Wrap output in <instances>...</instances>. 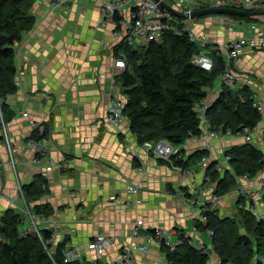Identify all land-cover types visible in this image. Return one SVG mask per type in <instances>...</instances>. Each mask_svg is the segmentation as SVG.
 Listing matches in <instances>:
<instances>
[{
	"label": "crops",
	"instance_id": "0c3cea01",
	"mask_svg": "<svg viewBox=\"0 0 264 264\" xmlns=\"http://www.w3.org/2000/svg\"><path fill=\"white\" fill-rule=\"evenodd\" d=\"M51 1L36 0L33 4L35 25L15 47L17 90L6 100L7 110L13 114L7 129L10 142L17 149L13 159L21 185L39 174L48 179V191L37 203L50 204L53 214L34 215L39 229L53 231L55 244L69 238L67 247L79 248L86 264L116 261L131 244L147 247V251L133 250L135 264L166 263L162 240L149 242L144 237L156 227L165 230L171 244H176L183 234L190 236L198 248L212 252L210 232L198 226L200 206L184 203L182 197L190 194L207 201L215 184H207V169L190 156L197 150H206L210 163L228 167L227 151L244 144V139H209L211 144L207 146L194 138L181 146L177 155L191 163L178 167L147 151L131 131L127 118L112 126L107 119V96L113 82L114 92L125 99L123 88L116 84L120 73L113 76L122 41L116 33L121 29L119 22L103 14L99 0H68L59 6ZM128 2L127 14L135 0ZM254 15V20L235 22L226 16L196 18L194 27L213 44H224L251 34H264V12ZM230 25L236 26L230 30ZM234 66V87L248 85L264 102V49L255 48ZM214 86L217 88L213 100L221 88L219 84ZM33 122L46 127L48 135L47 154L38 161L30 143ZM260 125H264V114ZM253 144L264 152L261 132L255 135ZM0 155V159L9 158L1 135ZM5 172L6 192L0 199V215L10 206L24 212L15 175L9 167ZM259 178H239L238 188H247L245 203L257 204L264 215ZM130 184L138 187L136 194L129 191ZM237 189L211 208L218 209L222 216H232V206L239 199ZM25 218L24 228L30 231L34 223ZM135 220L142 221L139 237L132 234ZM98 234L114 238L103 256L88 248ZM219 263L220 259L212 254V264Z\"/></svg>",
	"mask_w": 264,
	"mask_h": 264
},
{
	"label": "trees",
	"instance_id": "16d2710c",
	"mask_svg": "<svg viewBox=\"0 0 264 264\" xmlns=\"http://www.w3.org/2000/svg\"><path fill=\"white\" fill-rule=\"evenodd\" d=\"M35 1L0 0V103L4 123L13 116L7 110L6 100L17 90L15 47L24 33L35 25L32 11ZM115 19L119 21L120 16ZM118 47L117 57H125L128 64L116 76L123 80L124 116L139 141L144 144L166 140L180 147L190 138L201 135L204 128L198 106L209 96V89L219 84L226 69L224 58L213 52L211 71L195 65L192 59L199 46L186 34L167 33L160 42L150 41L136 47L123 40ZM219 86V96L207 112L212 129L239 132L263 121V113L254 106L250 86ZM2 123L0 118V127ZM47 137L44 127L41 133L34 130L30 139ZM203 156H208V151L197 150L190 159L196 162ZM227 156L230 158L228 167L222 172L216 168L217 162H211L207 168L209 180L216 183L214 193L222 197L238 188L239 178L256 176L264 168V152L253 143L233 147L227 151ZM170 162L178 167L191 163L177 155L172 156ZM23 189L27 198L35 203L34 215L52 216L50 204L37 203L48 191L45 175H37L33 181L24 184ZM262 200L264 202V189ZM237 202L239 206L234 216H222L211 205L202 211L207 221L199 219L198 226L210 234L214 231L211 234L213 253L198 248L190 236L182 234V243L174 250L162 243L167 264H211L212 254L220 259V264H264V215L247 210L244 196H239ZM24 215L15 206L7 207L0 215V264H86L82 259L66 262L69 238L55 244L51 230H41V235L27 231Z\"/></svg>",
	"mask_w": 264,
	"mask_h": 264
},
{
	"label": "built area",
	"instance_id": "2783aa9c",
	"mask_svg": "<svg viewBox=\"0 0 264 264\" xmlns=\"http://www.w3.org/2000/svg\"><path fill=\"white\" fill-rule=\"evenodd\" d=\"M68 0H52L51 4L54 6L65 5ZM184 13H190L194 10H199V8L205 7H231L235 9H240L244 11H260L264 12V0H163ZM101 10L106 17H110L115 20L116 16H120L119 28L120 31L116 32L117 35L122 36V41L125 40L129 45L143 44L150 41L160 42L162 41L167 33H174L183 35L186 34L187 37L192 42H196L199 46V51L196 53L192 59V62L204 70L211 71L214 67L213 52L221 55L226 63V69L220 77L219 84L225 86H234L237 81V76L234 72L235 62L254 51L255 48L264 49V34L256 35L251 34L247 38H240L235 40H230L224 44H213L211 40L205 36L199 34L194 27L195 19L176 16L170 10L165 9L159 1L156 0H135L134 6L130 9V12L126 13V6L129 3L128 0H99ZM179 17L183 18L180 19ZM234 26L230 25L229 29L233 30ZM125 28V29H124ZM124 29V30H123ZM128 67L126 58L123 56H118L114 62L113 76L118 73L123 72ZM216 86L211 89L208 97L203 98L198 106V116L202 119L203 132L201 135L196 136V141L204 142L205 145L210 146L209 139H220V136H236L242 137L245 143H253L255 140V135L257 133H262L264 137V125L256 126L254 128L244 127L239 132H233L231 129L227 130H216L212 129L210 121L207 117V112L212 104L213 96L216 93ZM112 91L107 96V119L112 126H118L123 119L124 109H125V99L114 92V82L111 85ZM254 106L264 114V102L258 97L257 91L253 90ZM28 116V112H25ZM0 118H3V112L0 106ZM33 131L37 130L39 133L44 131V126L39 125L36 122L32 123ZM206 129V131H205ZM32 131V132H33ZM31 145L36 150L35 161H38L42 156L47 154L49 145L48 139L44 138L41 140H30ZM8 144L12 146L11 142ZM144 147L149 152H155L160 158L167 161H171L172 156L180 155L181 146H174L166 140H161L158 142H146ZM12 155L16 151V148H11ZM229 156L225 158V164L229 163ZM13 163V161H12ZM200 164L207 169L210 164L209 156H203L200 159ZM51 166L49 167V169ZM216 168L218 171H223L225 166L217 162ZM1 169V166H0ZM260 178L257 181V186L259 189H264V168L261 169L258 174ZM0 176L2 177V172L0 170ZM249 180V177H244ZM2 186V184L0 185ZM129 191L132 193L138 192V187L130 184ZM238 196H245V187L240 186L237 189ZM2 193L0 192V197ZM184 198V197H183ZM222 200V196L215 193L212 194L209 200L202 201L201 203V214L200 218L202 221L206 222L207 217L203 214V210L207 208L208 205L216 207ZM186 202H197L195 199L184 198ZM247 210L258 213L257 205L250 203L244 206ZM34 227L29 232H35L41 235V230L36 224L35 217L32 218ZM142 227L141 220L134 221V228L132 234L134 237H139L140 229ZM214 231L211 230V234ZM166 232L161 227H156L152 231H148L145 234V239L147 241H154L156 239H161L171 250H174L177 244H181L182 240H179L176 244H171V242L166 238ZM114 239L107 237L105 235H96L89 242L88 248L94 250L98 256H103L106 254L107 250L112 246ZM133 250L147 251L146 246L131 245L126 248L119 259L110 262L108 264H135ZM66 262L81 260L82 251L79 248H70L65 254ZM164 264H167L164 263Z\"/></svg>",
	"mask_w": 264,
	"mask_h": 264
},
{
	"label": "rangeland",
	"instance_id": "374dc122",
	"mask_svg": "<svg viewBox=\"0 0 264 264\" xmlns=\"http://www.w3.org/2000/svg\"><path fill=\"white\" fill-rule=\"evenodd\" d=\"M205 8H210V7H205ZM205 8H199V10L200 9H205ZM219 16H226V17H230V18H232L233 20H234V22L235 21H250V20H254L255 18H256V15H254V16H251L250 18H248V17H246V18H244L243 16V18H238L239 16H235V15H228V14H211V15H206V16H203V17H200L202 20L205 18H207V19H212V18H215V17H219ZM257 18H260V17H257ZM259 21V20H258ZM133 46H138L137 44H135V45H133ZM116 84H118L121 88H123V80H122V78L119 76L118 78H117V80H116ZM0 106H1V103H0ZM1 110H2V107H1ZM3 112V111H2ZM1 120H2V125H1V127H0V135H1V138H2V140H3V142L5 143V147H6V150H7V153H8V155H9V158L7 157V159L5 160L3 157V160H4V162H5V164L6 165H4L3 164V162L1 161V159H0V166H1V172H2V177L0 176V185L2 184V186H0V192L2 193V196H3V194L6 192V176H7V172H5V168L7 167V169H8V167L11 169V171H12V173L15 175V179H16V184H17V188H18V192H19V197H20V201L22 202V204H23V207H24V216L25 217H27L29 220L28 221H30V220H32V218H34L35 216H34V214H33V212L32 211H34V210H32L33 209V206H34V203H33V201L31 202V200H29L28 198H27V196L25 195V193H24V189H23V185H21V182H20V179L18 178V176H17V167H16V165H15V160L13 159V157H14V154L12 155V153H11V148H15V147H11L9 144H8V141H11L10 140V138H9V136H8V129H7V123H4V118H1ZM218 130L219 131H221L222 130V128H218ZM221 133H222V131H221ZM227 136H220V139L221 138H223V139H225ZM196 139V136L195 137H192V138H190L189 139V141L190 142H192V139ZM17 150V149H16ZM15 153V152H14ZM1 156V155H0ZM12 161H13V163H12ZM202 166V165H201ZM190 172V171H189ZM220 172H222V171H220ZM192 173V172H191ZM207 177L209 178L210 176L207 174ZM210 179V178H209ZM207 184H213V187H214V184L216 185V183H214V182H211V180H208L207 181ZM246 190H247V188L245 187V193H246ZM191 198L192 200H196L197 202H194V203H191V202H185L184 201V198ZM182 197V200H183V202L184 203H191V204H193V205H195L196 207L197 206H201V203H202V201L201 200H197L195 197H193V196H191L190 194H184V196ZM2 198V197H1ZM0 198V199H1ZM222 200L223 201H225L226 199H225V196H223L222 197ZM253 204H255V203H253ZM255 205H257V204H255ZM238 206H239V203L237 202V203H235V204H233V206H232V212H231V215L232 216H234V215H236V213H237V210H238ZM30 207H31V209H30ZM258 207V206H257ZM200 209H201V207H200ZM258 215L260 214H262V213H260V211H258V213H257ZM259 215V216H260ZM107 237H110V236H107ZM110 238H112V239H114L113 237H110ZM114 243V242H113ZM113 245V244H112ZM131 245H133V244H131ZM130 245V246H131ZM142 251V250H141ZM212 264V263H211ZM220 264V263H219ZM253 264H254V262H253Z\"/></svg>",
	"mask_w": 264,
	"mask_h": 264
},
{
	"label": "water",
	"instance_id": "95a60500",
	"mask_svg": "<svg viewBox=\"0 0 264 264\" xmlns=\"http://www.w3.org/2000/svg\"><path fill=\"white\" fill-rule=\"evenodd\" d=\"M159 1L160 4L167 10L173 12L176 16L186 17V18H200L206 15L211 14H228V15H235V16H253L254 14H258L260 11H244L240 9H235L231 7H210L200 10H194L190 13H184L167 3L163 0H156Z\"/></svg>",
	"mask_w": 264,
	"mask_h": 264
}]
</instances>
